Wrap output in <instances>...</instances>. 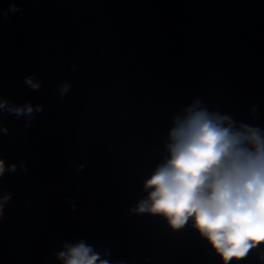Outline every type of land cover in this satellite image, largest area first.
Wrapping results in <instances>:
<instances>
[{
	"label": "water",
	"instance_id": "95a60500",
	"mask_svg": "<svg viewBox=\"0 0 264 264\" xmlns=\"http://www.w3.org/2000/svg\"><path fill=\"white\" fill-rule=\"evenodd\" d=\"M195 99L264 128V0H0V264L80 239L113 264H222L191 222L129 210Z\"/></svg>",
	"mask_w": 264,
	"mask_h": 264
},
{
	"label": "clouds",
	"instance_id": "9594fccd",
	"mask_svg": "<svg viewBox=\"0 0 264 264\" xmlns=\"http://www.w3.org/2000/svg\"><path fill=\"white\" fill-rule=\"evenodd\" d=\"M25 83L39 87L31 76ZM5 107L0 101V109ZM8 111L30 115L34 108L11 105ZM164 151L166 156L143 181L145 197L131 212L159 216L173 231L191 222L222 264L239 262L264 245V128L209 110L195 99L172 116ZM15 169L16 164L0 158V177ZM10 198V193L0 196V219ZM108 256L83 239L65 241L55 253L62 264H113Z\"/></svg>",
	"mask_w": 264,
	"mask_h": 264
}]
</instances>
